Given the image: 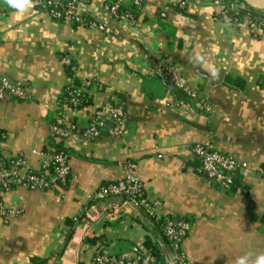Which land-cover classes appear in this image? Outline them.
<instances>
[{
    "label": "crops",
    "instance_id": "obj_1",
    "mask_svg": "<svg viewBox=\"0 0 264 264\" xmlns=\"http://www.w3.org/2000/svg\"><path fill=\"white\" fill-rule=\"evenodd\" d=\"M107 1L87 0L78 9L99 30L0 0V78L27 94L0 100L2 150L36 171L60 146L71 171L62 188L0 192L7 213L0 216V264H93L97 249L131 259L136 243L170 264L161 228L141 206L94 199L101 185L127 175L161 202L164 216L190 222L181 244L189 264H234L245 252H264V17L216 19L221 5L234 14L244 9L234 1L191 0L181 10L180 0H141L126 23L104 12ZM165 65L188 81L195 100L179 99L163 84ZM85 81L89 104L66 112L67 120L82 130L96 110L120 105L125 137L104 131L60 142L51 135L64 88ZM205 142L245 166L243 187L221 189L201 174L192 148Z\"/></svg>",
    "mask_w": 264,
    "mask_h": 264
},
{
    "label": "built area",
    "instance_id": "obj_2",
    "mask_svg": "<svg viewBox=\"0 0 264 264\" xmlns=\"http://www.w3.org/2000/svg\"><path fill=\"white\" fill-rule=\"evenodd\" d=\"M189 1L191 0H180L177 3V8L184 9ZM85 3H87V0H31L32 8L45 13L53 21L102 30L103 26L101 24L90 21L78 13L79 7ZM140 3L141 0H108L103 4V10L118 22L130 23L132 15L121 11L120 8L123 5L138 7ZM216 19L225 23H238L233 8L224 5H221ZM63 62L70 65L67 59H64ZM161 72L176 90L181 91L190 99H196L195 90L173 68L165 65L162 67ZM90 85V81H85L77 92H72L68 87L65 89V95L60 100L56 120L50 127L51 135L56 140L62 142L78 137L97 138L105 131L106 116L114 117L108 131L109 135L118 138L126 136L125 113L120 105L108 104L96 110L88 126L82 130L73 122L67 120L66 112L74 111L77 106L85 102L84 92H87ZM4 98L23 101L27 98V94L21 85L14 84L6 78H0V100ZM179 105L183 106V103L180 102ZM200 107L206 112L210 111V107L203 102ZM192 154L194 159L199 162L201 174L221 189H229L236 178L242 179L247 175L245 166L239 164L230 155L214 151L207 142L195 144L192 148ZM129 168L131 169L133 166L130 165ZM23 171H26L25 174H22ZM70 173L69 157L64 150L49 154L42 161L39 169L33 171L27 170L26 161L21 155H6L0 142V192H6L20 186L31 191L49 190L55 186L62 188L67 185ZM113 197L135 201L143 208L147 218L159 224L162 235L171 250L170 264H189L181 244L191 229L190 222L181 218L164 216L161 202L148 199L144 195L141 181L133 175H127L124 179L114 183L103 184L94 194L96 200ZM6 214V210L0 201V216L5 217ZM132 254L131 259H124L111 255L102 249H97L94 252L93 264H159L152 252L143 243H136L132 248Z\"/></svg>",
    "mask_w": 264,
    "mask_h": 264
},
{
    "label": "trees",
    "instance_id": "obj_3",
    "mask_svg": "<svg viewBox=\"0 0 264 264\" xmlns=\"http://www.w3.org/2000/svg\"><path fill=\"white\" fill-rule=\"evenodd\" d=\"M213 1H217V2H219V1H222L225 5L226 4H228L229 2H232V1H234V2H236V3H238V4H242V6L244 7V9L243 10H240V9H238V13L236 14V18H238V21H240L241 20V18L243 17V16H246L247 14L248 15H250L251 17L252 16H258V15H260V16H262V17H264V12L263 11H261V10H259V11H255V9L254 8H252V7H250L249 5H247L243 0H213ZM235 4V3H234ZM236 5V4H235ZM136 8V6H133V5H123V6H121V8H120V10L121 11H125V12H128V13H130L131 15H134V13H135V11L133 12V10ZM65 58V57H64ZM67 72H68V74L71 76V67L70 68H68V70H67ZM81 86H82V84H80V83H74V84H69V85H67L65 88H64V90H63V92H62V97L65 95V93H64V91H65V89L68 87V88H70L71 90H72V92H77L80 88H81ZM85 93V102H82L79 106H77L76 107V109L75 110H79V109H81V108H83V107H85V106H87L88 104H89V94H88V90H87V92H84ZM175 93H177V94H179L178 96V98L179 99H181L180 97H182L183 99L185 98H187V99H190V98H188L186 95H184L181 91H179V90H176L175 91ZM184 96V97H183ZM62 97H61V99H62ZM59 105H60V103H59ZM73 124H75V123H73ZM1 140V139H0ZM56 150L55 151H59V150H63L60 146H57L56 148H55ZM65 151V150H64ZM67 153V152H66ZM236 187H243V182H242V180L240 179V178H236L235 180H234V182H233V184L230 186V188L229 189H232V191H234V189L236 188Z\"/></svg>",
    "mask_w": 264,
    "mask_h": 264
},
{
    "label": "clouds",
    "instance_id": "obj_4",
    "mask_svg": "<svg viewBox=\"0 0 264 264\" xmlns=\"http://www.w3.org/2000/svg\"><path fill=\"white\" fill-rule=\"evenodd\" d=\"M6 3L10 8L16 9L19 12H24L32 7L31 0H6ZM195 60L200 62L203 60V57L196 55ZM209 70L213 76L217 74V70L214 67H210ZM234 264H264V252H245L243 255L235 258Z\"/></svg>",
    "mask_w": 264,
    "mask_h": 264
},
{
    "label": "water",
    "instance_id": "obj_5",
    "mask_svg": "<svg viewBox=\"0 0 264 264\" xmlns=\"http://www.w3.org/2000/svg\"><path fill=\"white\" fill-rule=\"evenodd\" d=\"M162 80H163V84L167 87L170 88L171 90H174L175 88L165 79L164 75H160ZM114 120V117L111 116L108 120L105 121V131L108 132L111 125H112V121Z\"/></svg>",
    "mask_w": 264,
    "mask_h": 264
},
{
    "label": "bare ground",
    "instance_id": "obj_6",
    "mask_svg": "<svg viewBox=\"0 0 264 264\" xmlns=\"http://www.w3.org/2000/svg\"><path fill=\"white\" fill-rule=\"evenodd\" d=\"M243 1L250 7L264 12V0H243Z\"/></svg>",
    "mask_w": 264,
    "mask_h": 264
},
{
    "label": "rangeland",
    "instance_id": "obj_7",
    "mask_svg": "<svg viewBox=\"0 0 264 264\" xmlns=\"http://www.w3.org/2000/svg\"><path fill=\"white\" fill-rule=\"evenodd\" d=\"M237 6H242V4H238V3H236V2H234ZM226 7H229V6H227L226 5Z\"/></svg>",
    "mask_w": 264,
    "mask_h": 264
}]
</instances>
